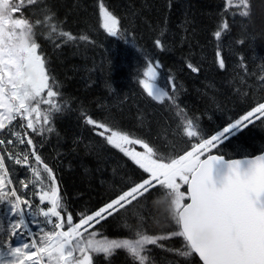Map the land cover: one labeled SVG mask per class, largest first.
I'll use <instances>...</instances> for the list:
<instances>
[{
	"label": "snow or ice",
	"instance_id": "snow-or-ice-1",
	"mask_svg": "<svg viewBox=\"0 0 264 264\" xmlns=\"http://www.w3.org/2000/svg\"><path fill=\"white\" fill-rule=\"evenodd\" d=\"M97 10L98 26L108 36L127 34L105 0H97ZM254 18L253 0H223L212 32L219 69H226L224 37L234 24H251ZM66 23L51 0H0V206L9 218L6 226L0 224V249H4L0 264H101L98 257L103 264H114L113 258L121 252L127 264H264V154L226 159L219 152L249 125L264 123V99L213 134L206 133L200 117L190 115L178 102L175 79L169 77L166 86L159 83L161 65L151 58L138 83L147 97L164 105L174 122L165 121L156 139L125 130L112 113L97 119L79 110L95 135L146 176L94 211L74 215L68 209L56 170L40 148L45 134L53 131L54 114L65 112L70 100L63 98L40 41L54 50L67 44H92L95 26L88 24L74 34ZM153 43L165 50L160 37ZM239 60L242 71L233 77L240 85L236 92L247 97L251 77L264 89V62L257 73L249 70L243 56ZM187 67L193 73L200 71L192 62ZM138 119L144 123L142 116ZM156 188L163 190V198L155 204L163 208L170 230L150 233L137 211L135 222L124 224L127 236L103 234L102 222L121 210L131 211L129 206L136 208ZM26 216L33 218L37 232ZM174 238H179L178 246L161 243ZM155 249L165 255L158 258Z\"/></svg>",
	"mask_w": 264,
	"mask_h": 264
},
{
	"label": "trees",
	"instance_id": "trees-1",
	"mask_svg": "<svg viewBox=\"0 0 264 264\" xmlns=\"http://www.w3.org/2000/svg\"><path fill=\"white\" fill-rule=\"evenodd\" d=\"M51 2L58 15L67 18L65 27L74 34L88 24L95 26L91 32L95 41L92 44H67L54 50L48 42L40 41L63 98L70 100L65 112L54 114L53 131L45 134L40 152L56 170L68 209L74 215L96 210L133 181L139 182L146 176L129 158L94 134L80 116L81 108L97 119L112 113L125 130L148 140L156 139L165 121L174 124L164 105L147 97L138 83L149 58L161 65L158 71L162 86L167 85L169 77L175 79L180 89L178 102L190 115L200 117L206 133L213 134L264 99V89L258 87L255 77L248 81L252 87L247 89V97L236 92L240 85L233 79L242 71L237 67L241 56L249 70L257 73L264 62V0H253V23H236L224 37L225 70L219 69L216 63L217 42L212 36L223 0H105L128 30L126 35L116 37L108 36L99 28L97 0ZM162 29L164 35L160 36ZM156 37L165 42L164 51L155 47ZM239 39L244 43H237ZM188 62L197 64L200 71L191 72ZM140 116L143 124L138 119ZM263 150L264 123L256 121L226 141L219 152L226 159H238L258 155ZM158 198H163V190L153 189L146 198H141L142 203L136 208L129 206L131 211L121 210L109 217L102 222L103 234L109 238L127 236L124 224L135 222L133 213L137 211L144 216L150 233L170 230L172 225L166 222L163 208L155 204ZM178 241L179 238H174L161 243L178 246ZM155 255L162 258L165 254L155 249ZM98 259L103 264L102 257ZM113 261L127 264L123 252Z\"/></svg>",
	"mask_w": 264,
	"mask_h": 264
},
{
	"label": "rangeland",
	"instance_id": "rangeland-1",
	"mask_svg": "<svg viewBox=\"0 0 264 264\" xmlns=\"http://www.w3.org/2000/svg\"><path fill=\"white\" fill-rule=\"evenodd\" d=\"M42 108H47V106L46 105H42ZM136 147H137V150H141L142 151V149H139L138 146H136ZM5 211H6V209L4 207H2V210L0 211V224H3V225L6 226L7 223L9 222V218L7 216H5V214H4ZM32 219H33L32 217L26 216V222L29 223V227L31 228V230L33 232H37L39 230V228H38V226L36 224L32 223ZM38 219L42 220L43 218L41 217V218H38ZM15 243L18 244L19 240L15 241ZM0 251H4V249H0Z\"/></svg>",
	"mask_w": 264,
	"mask_h": 264
},
{
	"label": "water",
	"instance_id": "water-1",
	"mask_svg": "<svg viewBox=\"0 0 264 264\" xmlns=\"http://www.w3.org/2000/svg\"><path fill=\"white\" fill-rule=\"evenodd\" d=\"M261 154H264V151L262 153H260L259 155H261ZM254 157H245V158H239V159H248V158H254ZM197 259H198V257H197Z\"/></svg>",
	"mask_w": 264,
	"mask_h": 264
}]
</instances>
